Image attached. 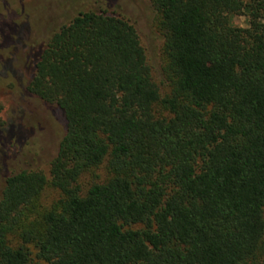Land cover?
<instances>
[{
	"label": "trees",
	"instance_id": "16d2710c",
	"mask_svg": "<svg viewBox=\"0 0 264 264\" xmlns=\"http://www.w3.org/2000/svg\"><path fill=\"white\" fill-rule=\"evenodd\" d=\"M149 1L162 86L108 7L28 56L65 129L46 170L3 160L0 264H264V0ZM0 127L12 159L26 130Z\"/></svg>",
	"mask_w": 264,
	"mask_h": 264
},
{
	"label": "rangeland",
	"instance_id": "374dc122",
	"mask_svg": "<svg viewBox=\"0 0 264 264\" xmlns=\"http://www.w3.org/2000/svg\"><path fill=\"white\" fill-rule=\"evenodd\" d=\"M112 1L0 0V126L20 123L27 133L20 152L14 158L0 154V199L4 187L1 172L3 160V166H9L12 170H46V163L56 154L65 129L63 113L59 108L27 92V84L32 78L28 56L42 47L53 32L67 24L78 12L108 7L128 17L134 23L145 48L155 81L160 86L164 84L160 64L164 38L155 27L157 13L150 1ZM231 22L241 28L248 26V19L244 15L234 16ZM7 130L9 133H4L0 139L2 143H6L5 140L17 131L16 127H8ZM57 195L54 189L46 188L42 203L46 205L56 199Z\"/></svg>",
	"mask_w": 264,
	"mask_h": 264
}]
</instances>
